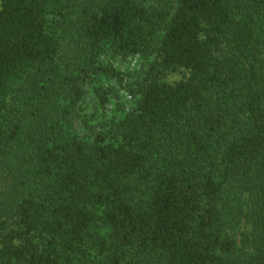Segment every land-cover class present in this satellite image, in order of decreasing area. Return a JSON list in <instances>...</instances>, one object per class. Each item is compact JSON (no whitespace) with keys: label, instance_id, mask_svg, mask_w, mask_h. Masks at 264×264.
<instances>
[{"label":"trees","instance_id":"obj_1","mask_svg":"<svg viewBox=\"0 0 264 264\" xmlns=\"http://www.w3.org/2000/svg\"><path fill=\"white\" fill-rule=\"evenodd\" d=\"M0 264H264V0H0Z\"/></svg>","mask_w":264,"mask_h":264},{"label":"rangeland","instance_id":"obj_2","mask_svg":"<svg viewBox=\"0 0 264 264\" xmlns=\"http://www.w3.org/2000/svg\"><path fill=\"white\" fill-rule=\"evenodd\" d=\"M112 63L118 70H121L128 78H131L130 76H136L137 74L142 75L144 69L146 68V66H144V62L140 59H128L124 61L119 58H116L112 60ZM187 75V72L182 71L176 74L169 75L165 78V81L169 83H175L184 79ZM125 100L130 102L131 97L128 96V98ZM111 110L113 112L116 111L114 103L111 107Z\"/></svg>","mask_w":264,"mask_h":264}]
</instances>
